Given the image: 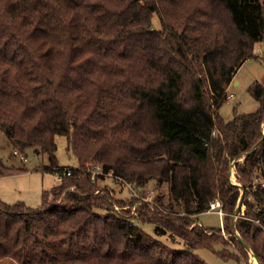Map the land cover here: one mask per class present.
I'll return each mask as SVG.
<instances>
[{"label":"trees","instance_id":"obj_1","mask_svg":"<svg viewBox=\"0 0 264 264\" xmlns=\"http://www.w3.org/2000/svg\"><path fill=\"white\" fill-rule=\"evenodd\" d=\"M263 41L264 0H0V130L60 176L37 207L0 198V261L208 264L199 248L246 261L237 229L264 264V83L249 87L256 110L220 113ZM57 135L78 166L60 165ZM20 171L0 157V177ZM107 174L167 182L168 202L119 210L112 189L97 192ZM215 199L229 238L197 218Z\"/></svg>","mask_w":264,"mask_h":264},{"label":"rangeland","instance_id":"obj_2","mask_svg":"<svg viewBox=\"0 0 264 264\" xmlns=\"http://www.w3.org/2000/svg\"><path fill=\"white\" fill-rule=\"evenodd\" d=\"M154 24L156 26L160 25L157 15L154 16ZM256 52L259 54V57L250 58L245 61L238 69L234 81L228 88V94L231 97H228L220 108V113L225 119L233 117L235 108L239 112H251L256 110L259 105L258 101L250 93L249 87L256 80L264 83V57L262 56L264 55V41L257 45ZM235 81H237V84ZM56 142L58 144L57 156L60 165L78 166V161L74 154L67 149V137L65 135H57ZM14 149L7 135L0 130V157L8 166L21 168V171L18 173L0 177V198L7 203L24 201L29 206L37 207L42 203V191L44 189H50L60 182L59 173L47 169L50 166L49 157L46 154H38L33 147H27L24 153L21 152L27 158L26 160L21 157L22 154H14ZM238 160L242 161L243 158ZM235 164L236 160L234 159L231 161L229 167L230 179L233 183L238 184L239 189L244 193V185L239 183L236 178ZM88 167L93 176L98 172H103L99 164H91ZM98 184L100 189L97 192L102 191L104 188L113 190L115 207L119 210L122 206L115 200L129 202L131 198H138L139 200L132 206L133 212H135L136 207L144 200L153 202L158 198L165 204L168 202L167 182L158 183L155 180H151L146 185L137 187L136 185L125 183L121 179L117 180L112 174H107L104 179H99ZM125 207H128V205ZM245 209L246 205L241 202L240 211L237 214L235 212L233 213L234 221L243 214ZM197 218L205 227L217 228L223 225V217L214 210L203 212ZM144 228L149 233L155 234L152 224H146ZM236 231L239 234L237 229ZM224 237L229 238L230 233L225 231ZM232 245L230 246L231 250H235ZM181 246V244L176 245V247ZM215 249H222V245L215 246ZM246 251L248 254L246 257L247 262L244 260L238 261L233 258L224 259L209 248H199L196 250L208 264H253V259L256 257H254L252 248L250 247ZM0 264L16 263L5 260L0 261Z\"/></svg>","mask_w":264,"mask_h":264},{"label":"built area","instance_id":"obj_3","mask_svg":"<svg viewBox=\"0 0 264 264\" xmlns=\"http://www.w3.org/2000/svg\"><path fill=\"white\" fill-rule=\"evenodd\" d=\"M228 97H231V95L229 94ZM263 129H264V127H263ZM14 153L15 154H22L18 149L14 150ZM21 157L24 160L27 159L23 154L21 155ZM67 174L70 175L71 174V170H68ZM262 185H264V182L262 183ZM208 210L209 211L210 210H214V211L218 212V214L221 215L222 217L225 215V211H224V209L222 207V203H221V201L219 199H215V200L211 201ZM257 210H259L261 212L263 211L262 207H260V206L257 208ZM243 213H244V211H243ZM263 216H264V211L262 212L261 216H259V218H255L254 221L259 223V224H261L263 226V222H262V217ZM222 230H223V233L225 234V230L223 228V225H222Z\"/></svg>","mask_w":264,"mask_h":264},{"label":"water","instance_id":"obj_4","mask_svg":"<svg viewBox=\"0 0 264 264\" xmlns=\"http://www.w3.org/2000/svg\"><path fill=\"white\" fill-rule=\"evenodd\" d=\"M236 82V84H237V81H235ZM244 186H243V190H244ZM241 202H242V198L240 199V201H239V204H237V207H236V210H235V213L237 214L239 211H240V209H241ZM234 232H235V235H236V237L244 244V246H245V248L248 250V249H250V246L245 242V240L238 234V232L236 231V229L234 230ZM253 254H254V252H253ZM254 256H256L255 254H254ZM257 258V257H256ZM257 260H258V262H259V259L257 258ZM259 264H260V262H259Z\"/></svg>","mask_w":264,"mask_h":264},{"label":"bare ground","instance_id":"obj_5","mask_svg":"<svg viewBox=\"0 0 264 264\" xmlns=\"http://www.w3.org/2000/svg\"><path fill=\"white\" fill-rule=\"evenodd\" d=\"M252 257H253V256H252ZM254 257H256V256H254ZM254 257H253V258H254ZM253 264H259L257 258H254V259H253Z\"/></svg>","mask_w":264,"mask_h":264},{"label":"crops","instance_id":"obj_6","mask_svg":"<svg viewBox=\"0 0 264 264\" xmlns=\"http://www.w3.org/2000/svg\"><path fill=\"white\" fill-rule=\"evenodd\" d=\"M236 76V75H235ZM235 79V78H234ZM199 223H200V221H199Z\"/></svg>","mask_w":264,"mask_h":264}]
</instances>
